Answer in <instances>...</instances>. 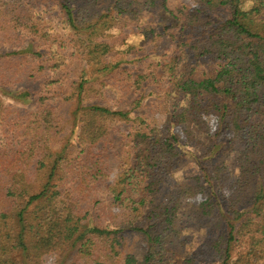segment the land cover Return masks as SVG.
Here are the masks:
<instances>
[{
    "label": "trees",
    "instance_id": "obj_1",
    "mask_svg": "<svg viewBox=\"0 0 264 264\" xmlns=\"http://www.w3.org/2000/svg\"><path fill=\"white\" fill-rule=\"evenodd\" d=\"M0 92L34 105L0 101V264H198L186 225L264 264V0H0ZM188 125L199 169L166 189Z\"/></svg>",
    "mask_w": 264,
    "mask_h": 264
},
{
    "label": "rangeland",
    "instance_id": "obj_2",
    "mask_svg": "<svg viewBox=\"0 0 264 264\" xmlns=\"http://www.w3.org/2000/svg\"><path fill=\"white\" fill-rule=\"evenodd\" d=\"M8 1H21V0H8ZM168 6L171 10H174L176 7H193V0H168ZM150 21H153L154 25H175V22L173 21L171 15L169 14H159L157 13L153 17L150 18ZM116 31H113L112 33H115ZM128 38L126 40L127 43L130 44H137L138 46H144V40L142 36L138 34H133L130 31H127ZM170 43H163L160 47L164 48L166 46H170ZM146 48V47H145ZM147 48H150L147 46ZM146 48V49H147ZM0 101L4 104H11L18 108L22 109H33L34 105L32 106L30 103L24 104L21 102H18L17 100H9L8 98L4 97L0 92ZM72 109V107H71ZM74 110V108L72 109ZM209 125L211 127V135L213 136L214 140L216 142H223L226 137L227 133L222 129V127L219 125V123L215 119H209ZM177 131L181 135V143L178 144L177 150L180 154L182 160H183V166L175 171L171 177L169 178L165 188L169 189L172 188L174 182H179L182 180L187 174L189 173H195L198 171L199 167L197 165V151H196V143L195 139L199 138L203 141H207L209 139V136L205 134H201L198 132L193 126H179L177 128ZM193 132L194 135L190 138L188 136V133ZM61 143L58 141H53L52 146L54 149H58L60 147ZM228 169L230 170L232 175H235L237 173L236 163L233 159H231L228 162ZM118 173L116 172L112 176V180H116L118 178ZM165 189V191H167ZM166 193V192H164ZM209 192H206L204 195L198 197V199H204L207 197ZM220 195H223L225 197L228 196V191L224 189ZM181 226L184 228L185 224H181ZM187 228H190L186 231L184 234L187 235L188 238H191V242L189 243V246L187 248L188 251H191L193 253L197 260L198 264H217L210 253V248L213 240L215 239V236L218 234V232H212L208 230H199L195 229L194 227L190 225H186ZM248 246V240L246 237H238L234 242L231 244V251L233 254V257L238 256L242 252H244L247 249ZM128 247L134 250V252L143 253L145 250V244L136 237L135 235H132L128 239ZM173 258L172 264H181L184 254L183 253H173L171 255ZM53 261V257L47 256L45 257V264H51Z\"/></svg>",
    "mask_w": 264,
    "mask_h": 264
}]
</instances>
